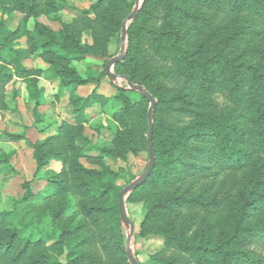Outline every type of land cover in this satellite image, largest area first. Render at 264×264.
Segmentation results:
<instances>
[{
	"label": "trees",
	"instance_id": "1",
	"mask_svg": "<svg viewBox=\"0 0 264 264\" xmlns=\"http://www.w3.org/2000/svg\"><path fill=\"white\" fill-rule=\"evenodd\" d=\"M48 1L0 0V12L17 10L24 14L14 31L0 24V112L8 108L7 88L16 77L26 81L35 109L41 105L44 89L32 77L41 70L22 63L30 52L41 50L50 62L53 75L61 79L59 94L86 84L89 79L65 61L103 56L102 30L111 33L115 25L109 11H117L116 3L124 10V0H112V9L105 7L107 0H97L91 6L96 18L83 19L94 42L82 45L80 34L71 25L53 31L38 22L28 29L29 17L39 13ZM148 1L127 27L122 62L135 58L133 44L142 30H147ZM187 1H191L190 9L173 17L170 28L155 23L147 30L159 53L172 50L180 71L176 82L181 78L184 83L170 88L174 92L171 97H162L140 84L157 100L152 133L156 160L147 180L126 195V204L143 199L149 185L179 181L176 194L169 199L172 218L166 226L152 225L153 235L162 237L166 246L200 252L203 264H264V0ZM128 9L118 20L119 27L130 15ZM168 11L172 17L170 7ZM22 36H27L30 52L15 46L13 37ZM218 93L232 105L227 111L206 114V100ZM127 97L124 87L112 97L95 90L85 97L73 93L75 121L63 123L58 133L32 143L36 175L46 179L47 194L35 192L33 180H26L24 194L15 206L0 209V264H131L126 254V233L132 227L125 224L119 208L120 191L129 183L115 195L113 186L105 181L114 173L111 169L89 168L78 161L79 156H86L85 149L99 150V155L88 158L101 164L104 153L122 156L126 147L136 150L141 137L148 146V112L143 113L142 127L140 104H131ZM108 102L122 104L117 117L126 125V130L116 132L114 150L96 146L80 125L87 108ZM161 109L168 119H161ZM184 117L190 120L186 122ZM52 159L62 164L59 172L47 169ZM247 168L259 173L247 200L239 193L212 195V184L200 182L211 172L227 171V176ZM53 196H58L60 205L51 208L48 204L40 209L36 200ZM194 204L199 205L201 218L193 212ZM75 208L79 210L67 215ZM47 217L52 226L46 224ZM198 218L199 225L195 226L193 220ZM218 226L219 236L209 239ZM98 245L103 253L88 250Z\"/></svg>",
	"mask_w": 264,
	"mask_h": 264
},
{
	"label": "rangeland",
	"instance_id": "2",
	"mask_svg": "<svg viewBox=\"0 0 264 264\" xmlns=\"http://www.w3.org/2000/svg\"><path fill=\"white\" fill-rule=\"evenodd\" d=\"M96 1L49 0L39 13L29 17L28 29H33L38 22L53 31L66 30V26L71 25L80 34L82 45L93 44V35L90 30L85 28L83 19L86 17L96 18L97 13L91 9ZM190 2L187 0H161L159 2L149 0L146 5L147 19H145L148 26L145 29L148 30L151 26L149 24L155 23L160 28V25L162 28H170L174 21L173 17L188 11ZM136 3L137 0H124V10L116 3L117 11H120L115 12L116 9L109 11L110 17H108L112 18V21L115 20L113 21L115 25L111 27V33L106 29L102 30L103 56L87 55L83 59L63 60L89 81L83 85L66 88L61 94H59L61 79L53 75L52 66L44 58L42 51L30 52L27 36L13 37L17 48H24L30 52V55L22 60L23 65L29 69L41 70L40 74H33L32 77L37 78L38 86L44 91L41 105L36 110L35 101L29 95L24 78L16 77L8 85V108L0 112V209L8 210L15 206V201L24 194L23 183L26 180H33L32 188L35 192L44 191V195L47 194L46 179L42 177V174L36 175L37 162L32 143L58 133L63 123L75 121L74 106L71 103L73 93L85 97L95 90L107 97H112L117 94L119 87H124L127 90L129 102L140 104L141 122L144 127L143 113L148 112L151 102L148 99L143 102V98L146 97L142 96L138 90L131 89L123 76L131 75L132 82L137 85L143 84L151 92L162 97L173 96L174 92H171L170 88L174 89L175 85L181 86L184 83L181 78L176 82V79L180 77L177 76L180 71L172 50L169 49L163 54L159 53L151 43L152 35L147 30H142L137 42L133 44L135 58L129 63L121 60L112 65V72L118 75L116 79H112L108 74L106 70L108 61L118 56L121 51L122 26L119 27L117 22L123 14L129 11V7L131 14L137 6ZM144 4L145 0H140V7ZM112 5V0H107L105 3L106 8L112 9ZM168 7L172 10V17L169 15ZM23 15L17 10L0 12V24L4 23L8 29L14 31L19 27ZM113 22L108 21L107 23L112 26ZM129 24L131 23L128 22ZM206 102L204 104L206 114L214 111H227L228 107L232 105L222 93L211 95ZM121 108V103L108 102L105 106L95 103L94 106L86 109L85 117L80 125L88 139L99 148L114 150L116 148V132L126 130V125L117 117ZM159 116L164 120L169 118L163 109L159 111ZM184 119L186 122L190 120L186 117ZM14 135L23 137L17 139ZM85 150L86 156H79L78 161L89 168L101 169L106 166L111 169L114 173L107 176L105 181L113 186L115 195L126 183L140 177L150 161L149 148L142 137L138 141L136 150L126 147L122 156L102 154L101 164L92 162L88 158V156L99 155V150ZM61 168L62 164L54 159L50 160L47 166V169L55 172H59ZM226 174L227 171L218 174L211 172L201 177L200 182L212 184L210 191L212 195L223 196L227 193H239L243 195L244 200H247L258 181V170L247 168L231 175L226 176ZM178 185L179 181L158 186L149 185L143 191V199L126 204L129 217L133 221V232L131 233L129 228L126 233V245L130 235V246L141 264H168V262L172 264H203L200 252H185L175 245L166 246L162 237L155 236L150 232L152 225L166 226L172 218L168 212L169 199L176 194ZM57 197L39 198L36 201L40 209H46L48 204L51 208H56L61 202L56 199ZM68 197L71 195L69 194ZM177 209H174L173 214L177 212ZM192 209L199 218L203 216L200 213L199 205L194 204ZM77 210L79 209H72L67 215H71ZM199 218L193 220L195 226L199 225ZM45 222L48 226H52L50 217H47ZM125 224L129 225L126 222ZM219 234L220 226L211 232L209 239H216ZM88 250L91 252L97 250L103 253L99 245L90 247Z\"/></svg>",
	"mask_w": 264,
	"mask_h": 264
},
{
	"label": "water",
	"instance_id": "3",
	"mask_svg": "<svg viewBox=\"0 0 264 264\" xmlns=\"http://www.w3.org/2000/svg\"><path fill=\"white\" fill-rule=\"evenodd\" d=\"M136 5L137 6H136L135 10L123 21V24H122L120 54L118 56L111 58L107 63L106 70L112 79H116L118 77L117 74L112 72L111 67L116 62L123 60L125 57L127 25H128V22L133 21L137 17V14L140 10V0H137ZM123 77L127 80L131 89L138 90L142 96L146 97L151 102V105L148 109L149 133H148V138H147L148 148H149V158H150L149 164H148L146 170L143 172V174L140 177H138L137 179H135L132 182H130L129 184H127L120 191L119 208H120V212H121V217H122L124 222L131 225V227H132L131 231L133 232V221L130 219L128 211H127L126 195L128 193H130L131 191H133L134 189L138 188L140 185H142L147 180V178L150 176V173L152 172V169H153L154 164H155L156 157H155V153H154V149H153V145H152V133H153L154 109H155V106L157 104V100L148 90H146L144 88V86L135 84L134 82H132V80L130 79L129 76L125 75ZM130 238H131V236L129 235L128 236V244L126 245L127 257L129 258V261L131 264H140L137 257L135 256L131 246H130Z\"/></svg>",
	"mask_w": 264,
	"mask_h": 264
}]
</instances>
